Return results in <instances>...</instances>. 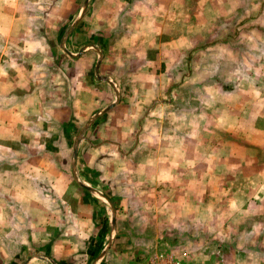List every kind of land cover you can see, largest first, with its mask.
I'll use <instances>...</instances> for the list:
<instances>
[{"label":"crops","instance_id":"1","mask_svg":"<svg viewBox=\"0 0 264 264\" xmlns=\"http://www.w3.org/2000/svg\"><path fill=\"white\" fill-rule=\"evenodd\" d=\"M92 1L0 0V254L87 264L109 223L91 264L113 263L74 147L116 203L148 194L169 233L202 222L225 264H264V0Z\"/></svg>","mask_w":264,"mask_h":264},{"label":"rangeland","instance_id":"2","mask_svg":"<svg viewBox=\"0 0 264 264\" xmlns=\"http://www.w3.org/2000/svg\"><path fill=\"white\" fill-rule=\"evenodd\" d=\"M110 1L114 3V0ZM78 3V7L81 8L83 4H85V7H87L91 6L94 2L92 0H79ZM78 15L77 21L83 18L82 15ZM127 97L128 96H125V99H127ZM79 134L80 133H77L76 135L78 136ZM113 163L114 161L111 160L108 164H111L110 166H112ZM104 165H106L105 162ZM78 169L79 176L75 174L77 181H79L81 184L83 183V185L89 188L91 191L95 190V192H97L98 196L97 198L94 197V200L100 205H104L108 217L110 216V211L108 212L109 206L113 209V212L115 214L112 228L115 235L113 234L111 229L112 236L109 238L111 240V245L114 244L113 256L110 258L113 262L112 264H131L140 260H144L153 253L172 254L176 258L185 259L189 264H225L228 262L227 247L225 246L224 248H215V244L217 243L212 241V237L210 236L211 231L208 229V227L206 229L208 236L206 235L205 230H203L202 222H200V226H198L200 227V230L198 231L200 238L197 235H188L187 237L175 236L171 232L169 233L170 229L167 225V222L163 219V212L166 209H163V205H155L151 203L148 194H145L143 195L144 197L140 198V205H135L132 203H116L118 201V197L115 194V191H113V188L111 187H108L111 189H108L106 187V185H110V183L114 182V178H112L111 181L104 179L103 182H100V180L96 178L97 175L95 174L94 170H91L92 172L90 171L88 174H84L80 167ZM104 177H107V175H104ZM121 183L123 184V182ZM118 195L123 196L125 199H128V196H131V193H126V191L124 192V190H121V194ZM142 201H144V203H142ZM104 207L101 208H103L104 210ZM225 208H227V205ZM100 213L101 212H99L98 214ZM154 213L155 216L156 214H159V218L162 219L156 222V219L153 217ZM193 223L194 222L189 221L188 231L194 232L195 224ZM223 223L224 227H222L221 229H227L225 226V224H227V221H223ZM209 226L211 227V223H209ZM201 230L202 233L200 234ZM95 232H98V230H95ZM100 233L103 236L102 240L104 241V245H98V247L100 248L98 249V251L97 249L95 250V247L93 246L92 253L88 254L89 257L87 258V264H91L93 260L95 262L98 258L97 255L101 250V247L105 246V243L107 242L109 236V223L104 225V228L100 230ZM97 238L99 242V238L101 239V237L97 236ZM80 239H83L85 243H89V241H91L88 238ZM93 240L94 239L92 238V241ZM83 241H81L82 245ZM218 243L222 245L223 239H220ZM177 246H180L181 248H176ZM186 249H189V253L185 252ZM129 254L132 255V258H130L131 256ZM48 255L49 254L47 252L38 253L36 247H34L33 250L28 251L11 250V252H2L0 254V258H2L5 262H10L8 264H23L27 259H48ZM205 258L206 260L203 262L202 260ZM260 259L262 258L259 255L257 261ZM248 261V263H251L250 260ZM29 264L48 263L32 260Z\"/></svg>","mask_w":264,"mask_h":264},{"label":"built area","instance_id":"3","mask_svg":"<svg viewBox=\"0 0 264 264\" xmlns=\"http://www.w3.org/2000/svg\"><path fill=\"white\" fill-rule=\"evenodd\" d=\"M131 264H189L183 258H176L172 254L153 253L146 259L140 260Z\"/></svg>","mask_w":264,"mask_h":264},{"label":"water","instance_id":"4","mask_svg":"<svg viewBox=\"0 0 264 264\" xmlns=\"http://www.w3.org/2000/svg\"><path fill=\"white\" fill-rule=\"evenodd\" d=\"M84 9H85V8H82V11H81L80 15L83 13ZM77 19H78V17L76 18L75 22H77ZM73 24H74V23H73ZM73 24H72V26H73ZM93 118H94V117H93ZM93 118H92V119H93ZM79 137H80V134L76 137V140H75L76 142H75V143H77ZM74 146H75V145H74ZM74 163H75V151H74V147H73L72 160H71V168H72V171H73V178H74L75 182H76L80 187H82V188H84L85 190L91 192V190H90L89 188H87L86 186H84L83 184H81L79 181H77V179H76V177H75V175H74ZM106 249H107V248H105V249L102 250V252L98 255V258H97L96 260H99L101 257H103V255H104ZM43 260L46 261L48 264H54V263L51 262L49 259H45V258H43Z\"/></svg>","mask_w":264,"mask_h":264}]
</instances>
